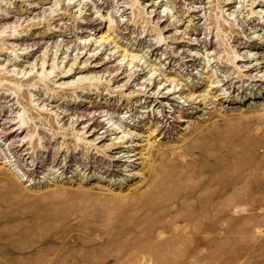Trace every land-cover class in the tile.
<instances>
[{"label": "rangeland", "instance_id": "obj_1", "mask_svg": "<svg viewBox=\"0 0 264 264\" xmlns=\"http://www.w3.org/2000/svg\"><path fill=\"white\" fill-rule=\"evenodd\" d=\"M258 61L264 0H0V264H264Z\"/></svg>", "mask_w": 264, "mask_h": 264}, {"label": "bare ground", "instance_id": "obj_2", "mask_svg": "<svg viewBox=\"0 0 264 264\" xmlns=\"http://www.w3.org/2000/svg\"><path fill=\"white\" fill-rule=\"evenodd\" d=\"M226 3H230L229 1H226ZM57 9V8H56ZM124 13V12H123ZM62 31V30H61ZM160 39H162V38H160ZM161 42V40H159L158 41V43H160ZM244 45L246 46V47H253V46H256V40L255 39H253V38H251V39H249V40H246L245 42H244ZM235 58L237 59V60H239V61H250V57L249 56H245V55H242L241 57L238 55V57H236L235 56ZM190 61H192V59H190ZM251 63V62H250ZM258 63L259 64H261V63H264V62H262V61H258ZM258 63H254V64H251V65H249L248 64V67H245V69H242L243 71H245L246 73L244 74V75H241L240 77L239 76H234V75H232V76H234V77H231V75L229 76V75H227L226 77V79L225 80H221V85L222 86H225L226 87V90L228 89L231 93H233L234 91H237V95H239L238 97H239V99L242 97V94H243V91H245L248 87H252V86H256V88H258V92L257 93H253V94H250V95H248V96H250V98H248L249 100L250 99H257L258 98V94L260 93V91H263L264 90V74H262V75H260L259 77H257V75H254V76H251L250 74H251V71H253L254 69L256 70V65H258ZM227 71V70H226ZM229 72V71H228ZM233 74V73H232ZM247 74H249V76L247 77L246 75ZM66 75H68V76H70V74H66ZM65 75V76H66ZM133 75V74H132ZM131 76V75H130ZM66 78V77H65ZM86 78V77H85ZM240 78V79H239ZM242 80H245V81H249V83H247L248 85L246 86V87H244L243 88V84L239 87L240 89H243L242 91H240V89L238 88V89H236V84H238L240 81L242 82ZM252 83L254 84V85H252ZM239 85V84H238ZM148 92V91H147ZM252 92V90L250 91V93ZM174 93V92H173ZM147 94V93H146ZM149 96V95H148ZM167 97V96H166ZM244 97V96H243ZM249 100H247V101H249ZM256 101V100H255ZM158 104V103H157ZM161 106V105H160ZM163 107H165L164 106V104H163ZM175 108V107H174ZM161 112L163 111V110H160ZM143 113V112H142ZM156 118V117H155ZM170 118V117H169ZM169 118H168V116L167 115H163V119H165V120H169ZM159 122H162V121H159ZM163 126V125H162ZM165 126V125H164ZM26 127V126H25ZM10 132V131H9ZM93 132H95V129L93 130ZM100 139V138H99ZM126 143H128V139H127V141H125ZM121 143H124L123 141H121ZM111 145V144H110ZM109 145V146H110ZM113 146V145H112ZM123 147H125V148H128L129 146L127 145V144H125V146H123ZM110 149V148H109ZM111 149L113 150V149H116V147H111ZM126 152H130V151H128V149H127V151ZM135 154H133V155H127V158H129V159H131L133 156H134ZM118 159V158H117ZM110 160V159H109ZM116 160V159H115ZM114 160V161H115ZM125 162V168H127L128 167V165H126V160L124 161ZM128 162H130V163H133V160H130V161H128ZM127 171H128V169H127Z\"/></svg>", "mask_w": 264, "mask_h": 264}]
</instances>
